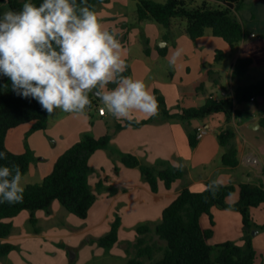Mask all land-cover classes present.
<instances>
[{"label":"crops","instance_id":"obj_1","mask_svg":"<svg viewBox=\"0 0 264 264\" xmlns=\"http://www.w3.org/2000/svg\"><path fill=\"white\" fill-rule=\"evenodd\" d=\"M255 1L264 3V0ZM9 9V3H4L0 15ZM137 9L138 0H110L97 5L95 11L100 13L106 29L118 30V39L125 50V77L143 80L157 101L160 96L165 99L173 114L181 113L185 108L203 106L209 98L234 97L239 83L233 79V72L242 56L254 60L243 84L249 85L264 78V43H256L264 33V20L256 23L254 17L252 22H256L250 23L245 21L242 13L238 14L248 37L232 50L212 29L193 40L185 23L178 19L173 22L172 34L166 37V29L161 24L153 20L140 22ZM219 52H223L224 57H218ZM211 70L220 76V85L210 77ZM113 87L114 84L108 86L109 89ZM89 97L91 107L85 114L74 115L57 109L50 116L45 130L29 135L33 123L23 124L8 133L6 145L16 154H23L26 144L34 152L36 161L25 176L28 186L49 176L59 157L84 135L99 138L111 134V147L97 151L90 160V183L98 195L97 202L88 217L81 219L70 213L60 201H55L50 211L36 213V225L31 223V211H22L10 220L14 225L11 235L0 238V242L13 243L18 249L2 258L0 264H126L136 250L138 226L161 222L164 210L184 188L201 192L213 182L264 184V128L261 123L264 108L256 107L254 103L236 104L239 114L234 119L235 143L240 163L236 167H227L222 161L225 149L219 141L226 123L225 114L186 122L163 116L153 119L156 114L149 117L134 112L130 120H117L97 96L90 93ZM100 107L107 109L105 115L99 114ZM148 120L150 122L140 126L129 124ZM118 125L123 128L117 130ZM200 126L208 128L209 132L196 147H192L190 134ZM128 154L145 164L165 162L183 167L187 172L171 189L164 181H159L156 192L139 167L124 164L123 156ZM238 200L239 191L227 202L235 205ZM220 210L214 208L212 214ZM228 215L236 220L238 227H244L239 211H228ZM118 216L122 223L119 242L107 250L98 241L111 231ZM207 216L201 219L204 228H208L203 224ZM252 217L257 224H264V205L252 209ZM256 231L257 260L261 257L264 260V229ZM238 232L243 245L244 233ZM152 236L150 234L149 238Z\"/></svg>","mask_w":264,"mask_h":264},{"label":"trees","instance_id":"obj_2","mask_svg":"<svg viewBox=\"0 0 264 264\" xmlns=\"http://www.w3.org/2000/svg\"><path fill=\"white\" fill-rule=\"evenodd\" d=\"M27 0H7L11 9L19 10ZM39 5L42 0H31ZM110 0H87L89 6L96 10L99 4ZM194 0H138L137 18L140 22L153 20L166 29V37L172 34L173 22L176 19L187 21V33L193 40L206 34L208 29L223 38L236 50L247 39L244 23L239 18L246 5V0H203L200 5L193 6ZM5 0H0V7ZM256 43H264L262 33ZM224 57L223 52L218 57ZM252 57H240L234 72L233 79L239 83L234 97L221 100L209 98L200 107L185 108L181 113L173 114L168 109L165 99L158 98L157 116L168 119L192 121L205 119L213 114L223 113L226 123L219 134L221 146L225 149L222 157L227 167L239 165V151L235 143L237 132L234 119L239 111L236 104L254 103L256 107L264 108V78L249 85L243 84L253 67ZM123 76H126L123 73ZM210 77L215 84L220 85L221 79L214 70ZM7 85V87H4ZM49 118L38 102L31 97L23 98L12 90L8 77L0 76V152L5 153L6 159L0 160V166L19 165L23 178L30 170L36 156L28 144L23 154L10 151L6 145L8 133L23 124L33 123L29 135L39 130H45L49 125ZM150 122L131 121L129 124L140 126ZM264 128V117L261 118ZM117 126V130L122 129ZM198 132L190 134V144L196 147L199 143ZM112 135L106 134L95 137L86 134L57 160L53 172L42 182L30 184L24 189L23 200L19 203H0V238L11 235L13 230L12 218L24 210L32 213L31 223L37 224L36 213L40 210L50 211L55 201L61 204L72 214L86 219L91 208L98 200V195L90 183L92 168L90 160L99 150L111 147ZM123 162L128 167H139L144 178L151 184L154 191H158L159 181H164L166 187L171 189L173 184L182 180L186 175L183 167H174L168 163L149 165L143 163L134 155L123 156ZM22 178V179H23ZM239 191V200L235 209L243 216L244 241L243 245L227 242L218 245L217 255L214 257L215 246L211 244L214 235L212 228H204L202 217L208 215L214 226L212 217L214 208L226 209L227 200ZM264 205V184L241 183L221 184L209 183L205 190L194 192L184 188L178 198L163 212L161 222L155 225H140L137 228L138 238L135 243V255L130 257L126 264H256L258 252L254 246L253 231L264 229V224H257L252 217V209ZM121 219L118 216L109 233L99 239V245L107 250L112 249L119 242ZM153 234L165 245L153 242L149 235ZM18 247L9 242H0V261ZM161 255L159 258L158 256ZM107 264V263H103Z\"/></svg>","mask_w":264,"mask_h":264},{"label":"clouds","instance_id":"obj_3","mask_svg":"<svg viewBox=\"0 0 264 264\" xmlns=\"http://www.w3.org/2000/svg\"><path fill=\"white\" fill-rule=\"evenodd\" d=\"M125 69L118 30L106 29L87 0H42L39 5L27 0L19 10L0 15V76L48 116L57 109L85 114L90 93L117 120H130L134 112L154 116L155 95L143 80L123 76ZM110 84L115 87L109 89ZM22 178L19 165L0 166V203L23 200Z\"/></svg>","mask_w":264,"mask_h":264},{"label":"rangeland","instance_id":"obj_4","mask_svg":"<svg viewBox=\"0 0 264 264\" xmlns=\"http://www.w3.org/2000/svg\"><path fill=\"white\" fill-rule=\"evenodd\" d=\"M156 1L165 2L164 0H156ZM202 2L203 0H196L193 6L200 5ZM241 13L243 14L245 21L254 23L256 22V20L252 22V19L256 17L257 18L256 23H259L258 21L264 20V3H258L255 0H252V1L246 0V5L244 9L241 11ZM178 20L182 21V23H185V25L187 26V21L185 19H178ZM254 82L256 83L258 82V80ZM244 105L246 106L247 104H244ZM27 182H28V178L24 177L21 182L24 189L27 187ZM227 204H228V207L226 209H222L220 210L221 212L219 213L216 212V214L213 213L212 219L215 222L214 226L212 225L211 218L209 216L204 217V220H203V224L206 227L212 228L214 230V235L211 240V244L215 246L214 257L218 253V250H219V248H217L218 245H222L227 242H235L238 245H242V241L239 238L240 234L238 230L244 233L243 227H238L236 225V220L232 216L230 218V215H228V211L232 212L236 210L234 207L235 205H232L231 201H228ZM253 232H257V231L255 230ZM150 240L153 242H158L159 244L165 245V242L160 241L158 237L155 235H153ZM134 255H135V252H134ZM160 256L161 255H159L158 258ZM102 263H107V262H102ZM256 264H264L263 258L261 257L259 260H257Z\"/></svg>","mask_w":264,"mask_h":264},{"label":"built area","instance_id":"obj_5","mask_svg":"<svg viewBox=\"0 0 264 264\" xmlns=\"http://www.w3.org/2000/svg\"><path fill=\"white\" fill-rule=\"evenodd\" d=\"M256 35L253 34V37H255ZM107 113V109L105 107H100L99 108V114L101 115H105ZM198 132V138L201 139L203 138L206 134H208L209 130L208 128L204 127V126H200L197 130Z\"/></svg>","mask_w":264,"mask_h":264},{"label":"water","instance_id":"obj_6","mask_svg":"<svg viewBox=\"0 0 264 264\" xmlns=\"http://www.w3.org/2000/svg\"><path fill=\"white\" fill-rule=\"evenodd\" d=\"M90 100H91V98H90ZM253 236H256V232H253Z\"/></svg>","mask_w":264,"mask_h":264}]
</instances>
